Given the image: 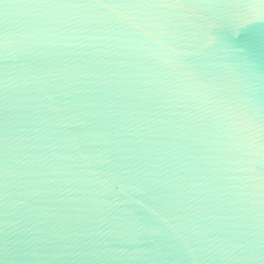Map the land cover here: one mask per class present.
Returning <instances> with one entry per match:
<instances>
[{"label":"water","instance_id":"water-1","mask_svg":"<svg viewBox=\"0 0 264 264\" xmlns=\"http://www.w3.org/2000/svg\"><path fill=\"white\" fill-rule=\"evenodd\" d=\"M0 264H264V0H0Z\"/></svg>","mask_w":264,"mask_h":264}]
</instances>
